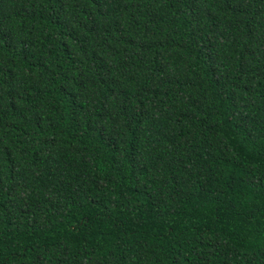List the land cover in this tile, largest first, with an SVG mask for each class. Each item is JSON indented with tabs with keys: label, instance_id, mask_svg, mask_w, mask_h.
Masks as SVG:
<instances>
[{
	"label": "trees",
	"instance_id": "obj_1",
	"mask_svg": "<svg viewBox=\"0 0 264 264\" xmlns=\"http://www.w3.org/2000/svg\"><path fill=\"white\" fill-rule=\"evenodd\" d=\"M0 264H264V0H0Z\"/></svg>",
	"mask_w": 264,
	"mask_h": 264
}]
</instances>
